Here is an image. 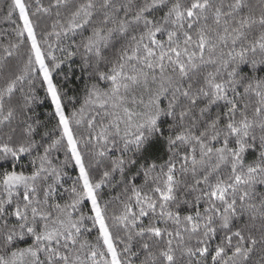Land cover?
<instances>
[{
	"label": "snow or ice",
	"instance_id": "1",
	"mask_svg": "<svg viewBox=\"0 0 264 264\" xmlns=\"http://www.w3.org/2000/svg\"><path fill=\"white\" fill-rule=\"evenodd\" d=\"M0 264H264V0H0Z\"/></svg>",
	"mask_w": 264,
	"mask_h": 264
},
{
	"label": "trees",
	"instance_id": "2",
	"mask_svg": "<svg viewBox=\"0 0 264 264\" xmlns=\"http://www.w3.org/2000/svg\"><path fill=\"white\" fill-rule=\"evenodd\" d=\"M6 27H7L6 24H4V25H0V28H6Z\"/></svg>",
	"mask_w": 264,
	"mask_h": 264
}]
</instances>
